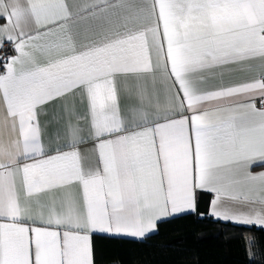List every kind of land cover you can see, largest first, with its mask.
I'll use <instances>...</instances> for the list:
<instances>
[{
  "label": "snow or ice",
  "instance_id": "6c2138e0",
  "mask_svg": "<svg viewBox=\"0 0 264 264\" xmlns=\"http://www.w3.org/2000/svg\"><path fill=\"white\" fill-rule=\"evenodd\" d=\"M0 18L17 53L0 57V264H94L93 233L142 237L194 212L197 190L212 216L264 225V172L249 170L264 163V0H0ZM251 60V80L215 71ZM157 72L175 95L150 112ZM122 93L138 102L122 110ZM77 94L87 135L69 121L46 145L45 106Z\"/></svg>",
  "mask_w": 264,
  "mask_h": 264
},
{
  "label": "trees",
  "instance_id": "16d2710c",
  "mask_svg": "<svg viewBox=\"0 0 264 264\" xmlns=\"http://www.w3.org/2000/svg\"><path fill=\"white\" fill-rule=\"evenodd\" d=\"M209 201L198 192L196 211L160 220L142 239L94 234V264H264V227L215 218Z\"/></svg>",
  "mask_w": 264,
  "mask_h": 264
},
{
  "label": "crops",
  "instance_id": "0c3cea01",
  "mask_svg": "<svg viewBox=\"0 0 264 264\" xmlns=\"http://www.w3.org/2000/svg\"><path fill=\"white\" fill-rule=\"evenodd\" d=\"M88 0H68V3L73 9L75 7H79L85 3H87ZM6 23V20L3 18H0V26H3ZM96 22L93 20H88V21H77L73 25V33L76 36L77 43H81L83 41V34H84V29L86 26L89 25H94ZM8 42V41H4ZM3 42V43H4ZM10 43V42H8ZM11 44V43H10ZM17 55V53H14V56ZM248 65L251 67L246 68L244 70H241L239 65H228L226 68L223 69H215L216 72H224L223 76V83L224 84H230V83H239L243 82L246 80H251L253 79L256 74L260 71L259 64L260 61L258 60H251L247 62ZM3 71H0V73H3ZM203 75H207L206 73ZM146 82L148 86V96L145 98L144 101V106L148 111H155L157 105H159V108L163 110L169 105V99L170 97H174L175 95V89H172L169 91L171 88V81H166L163 75L161 73L157 72L154 76H149L146 77ZM220 78L217 77L216 79H211L208 81L209 85H218L220 83ZM155 90L156 95H152L153 91ZM259 97H255L253 99H250L246 101L247 103H254L256 105V108L259 109L261 106H258L255 102L256 99ZM73 101H75V114H69L66 115L64 111V105L67 103L68 107L70 108L72 106ZM138 101L136 98L133 96L129 98L128 96H125L123 93L121 94V109L123 110L126 106L128 105H133L136 104ZM46 107V115H41L40 116V122H41V127L45 128V122L47 121V126L44 131L43 135V142L46 145L51 144L52 146H55V144L58 142L57 140V135L60 137L59 142H63V139L66 135V125L69 121L73 125H78L81 129H83V134L87 135L88 132V123L86 120L83 119H77V116H84L85 114V108L84 105L80 103L79 95H69L64 97L63 99H58L53 103H49ZM0 109H2V106H0ZM92 142L88 141L86 144L80 145L81 150L84 149H91L92 148ZM253 174H257L260 172H264V163L260 162H254L250 169H249ZM200 192V190H197V193ZM207 192V191H204ZM197 193H196V205H197ZM210 201H209V207H208V213L210 214L211 211V201L214 198V194L210 193ZM197 207V206H196ZM196 211V210H195ZM193 211H186V212H180L176 214H172L166 217H163L161 219H158L156 221V226L153 230L147 232L144 236L142 237H134L130 235H109V234H101V233H93L94 234H100V235H106V236H114V237H127V238H132V239H142L146 235L154 232L157 228V223L160 220L180 215L183 213H189ZM216 218V217H215ZM231 221V220H229ZM233 222V221H232ZM92 235V237H93ZM92 241V238H91ZM93 250V247H92ZM94 262V261H93Z\"/></svg>",
  "mask_w": 264,
  "mask_h": 264
},
{
  "label": "built area",
  "instance_id": "2783aa9c",
  "mask_svg": "<svg viewBox=\"0 0 264 264\" xmlns=\"http://www.w3.org/2000/svg\"><path fill=\"white\" fill-rule=\"evenodd\" d=\"M14 53L15 51H14L13 45L8 42H4L3 47H0V57L7 58L10 56H14ZM3 65H4V61L0 60V71L4 70ZM255 102L258 106H262L260 98L256 99Z\"/></svg>",
  "mask_w": 264,
  "mask_h": 264
},
{
  "label": "rangeland",
  "instance_id": "374dc122",
  "mask_svg": "<svg viewBox=\"0 0 264 264\" xmlns=\"http://www.w3.org/2000/svg\"><path fill=\"white\" fill-rule=\"evenodd\" d=\"M253 224H256V223H253ZM251 225V224H250ZM256 225H259V224H256ZM259 226H263L264 227V225H259Z\"/></svg>",
  "mask_w": 264,
  "mask_h": 264
}]
</instances>
